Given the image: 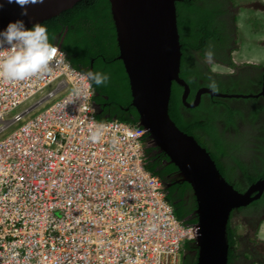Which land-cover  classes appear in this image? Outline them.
<instances>
[{"label":"built area","instance_id":"1","mask_svg":"<svg viewBox=\"0 0 264 264\" xmlns=\"http://www.w3.org/2000/svg\"><path fill=\"white\" fill-rule=\"evenodd\" d=\"M68 66L28 81L0 79V264H105L88 238L94 232L104 235L115 264H125L127 253L133 264H181L166 235L173 234L174 224L182 227L181 250L193 228L174 218L163 183L145 169L141 140L120 124L93 122L90 84L74 78L81 72ZM49 88L57 103L35 117L17 114V128L6 135L11 110L38 94L45 96ZM118 125L135 140L134 147L125 148L126 137L119 132L113 143L100 139L103 127ZM119 143L123 151H132L142 174L125 169L127 157L119 154ZM128 173L135 175L128 177L130 183ZM116 183L119 199L106 191ZM87 204L90 211H84ZM128 225L134 230L132 242L122 243L119 255L109 244L122 238Z\"/></svg>","mask_w":264,"mask_h":264},{"label":"water","instance_id":"2","mask_svg":"<svg viewBox=\"0 0 264 264\" xmlns=\"http://www.w3.org/2000/svg\"><path fill=\"white\" fill-rule=\"evenodd\" d=\"M81 0H45L29 5L28 15L20 17V8L5 5L0 11V27L9 20L22 18L26 27L49 20L73 8ZM117 32L119 59L130 81L132 105L140 124L149 132V144L165 153L174 163L181 179L191 185L197 197L198 218L195 240L198 257L195 264H229L230 244L227 227L233 210L248 206L264 193V179L242 193L220 173L215 161L197 140L178 128L169 114L173 83L189 85L180 77L181 43L177 23L178 0H109ZM222 98H249L259 95L225 94L204 88L201 93ZM264 94V92H263ZM200 95L197 97L199 100ZM195 106V105H194ZM168 188V186L166 185Z\"/></svg>","mask_w":264,"mask_h":264},{"label":"trees","instance_id":"3","mask_svg":"<svg viewBox=\"0 0 264 264\" xmlns=\"http://www.w3.org/2000/svg\"><path fill=\"white\" fill-rule=\"evenodd\" d=\"M218 2L222 9L217 11L215 17L209 15V4L203 5V3H200L198 5L197 0H178L177 2L178 27L183 53L181 74L192 91H195L199 79H202L206 86L211 83L208 81L210 80V74L202 69L197 60V54H204L209 46H211L214 53L213 59L216 62L228 66L232 65L230 53L234 48L236 34L234 4L232 0H218ZM218 15H221L222 19H219ZM214 24H222L224 29ZM41 25L47 30L49 42L51 44L56 43L64 50L72 65L78 69L87 70L90 68L92 59H94V71L107 73L111 63L119 61L117 59L119 55L117 35L109 0H82L73 8L42 22ZM57 39H59L58 42ZM120 72H122L126 81V85L121 87V90H124L130 99L125 107L131 108L133 117L127 116L124 113L125 110L121 109L122 107L115 106L112 102L118 113L110 118L136 123L137 114L130 105L132 94L122 62ZM213 84L216 90L229 93H233L232 89L237 87L231 85L226 88L222 86L229 85ZM107 85L108 83L106 85L94 84L95 90L106 96L108 95L107 88H109ZM181 90L180 85L174 84L169 106L170 114L179 127L196 136H198V132L204 131L205 135L214 142V146L220 150L229 146L230 144L220 141L219 129L216 126L217 121H222L226 127H230L234 125L236 117L234 114L236 112L241 114V112L238 110H224L211 103H205L199 109L192 111L190 117L185 118L179 114V107L183 106L180 96ZM108 101L110 102V99ZM146 154L147 169L159 176L164 183H173L170 192L168 190V200L173 205L177 218L187 224H195L197 218H189L197 207L194 193L191 192L190 197H188L190 185L188 183H177V180L171 178L172 173L176 172L177 168L173 164H168L169 159L164 154L156 153L151 148L146 149ZM211 156L223 176L228 173L237 185L242 184V178L236 179V173L234 172L237 166L222 159L225 157L224 155L214 153ZM233 162L238 163V160L233 158ZM248 180L249 182L254 181L249 176ZM259 205H262L260 201L253 203L251 207H258ZM228 240L230 244L229 263L231 264L236 257V246L239 241V236L231 223L228 226Z\"/></svg>","mask_w":264,"mask_h":264},{"label":"clouds","instance_id":"4","mask_svg":"<svg viewBox=\"0 0 264 264\" xmlns=\"http://www.w3.org/2000/svg\"><path fill=\"white\" fill-rule=\"evenodd\" d=\"M232 1L234 4V8H233L234 26L236 29L234 48L230 53L232 65L228 66V65H223V64L216 62V60L213 59L214 53L211 49V46H209V48L205 50L204 54H202V53L197 54V59L201 60L204 64H206L207 62L210 64L217 63L218 65L213 66V69L215 71L226 70V71H224L225 73L234 74L235 73L234 70L239 67V66L238 67L235 66V64L237 62H239L236 60V55L241 56L240 58L245 57V58H248L249 60H252L251 63H250V61H248L246 63V65H256V66L264 65V59L259 55V53L256 52L255 45H253L252 43H248L246 49L243 48L244 43H246L247 39H250V36L247 39L242 37L241 31L246 29L247 27L250 28L249 30H259V29H255L254 25H253L254 18L256 17V15H253L247 9H245V11L243 10V8H242L243 6L241 3L244 1H247V0H232ZM44 3H45V0H0V11H2L4 9L5 5L15 4L20 8L19 16L20 17H26L28 15V7L27 6H29V5H42ZM203 5H204V3H203ZM176 6H177V3H176ZM110 7H111V4H110ZM238 16L241 17V19H237ZM262 17L264 18V16H262ZM177 23H178V12H177ZM178 29H179V27H178ZM262 30H264V28ZM116 35H117V32H116ZM260 37H261V34H260ZM56 41L58 42L59 39H57ZM180 43H181V41H180ZM117 44H118V42H117ZM261 45H264V41H261ZM118 49H119V47H118ZM181 51H182V45H181ZM262 54H264V53H262ZM119 55H120V50H119ZM119 55L117 56V59L119 61H121L123 66H124L123 61L121 59H119ZM182 57H183V53H182ZM258 63H261V64H258ZM68 64L74 70L81 72L79 74V77L81 80L87 81L90 84V89H91L90 107L92 110L90 113V117L92 118V120L95 124H97V125L120 124L125 129H127L129 132H132L138 138L139 142L141 140V143L144 146L145 167L146 168H147V165H146V160H147L146 149L147 148L153 149V151L156 153L164 154L169 159L168 164L175 165L174 163H171L170 158L165 153L159 152V149H156L149 144V132H148L146 127H144L142 124H140L139 115L137 113L136 108L132 105V100L130 102V105L136 111V114H137L136 123H129V122L120 121L117 118H110V117L109 118H101V117L97 116L96 108L93 104V99L95 96L94 84L95 85H102V84L106 85L109 81V75L106 72L102 73L100 71H94V59H92L90 68H88L87 70H82V69H78V68L74 67L72 65V63L70 62V60L68 59L67 53L64 50H62L56 43L51 44L49 42V37H48V33H47L46 28L39 23L32 24L30 27H26L25 20L22 18H17L14 20H9L7 23H5L3 25V27H0V79L7 80L10 82L28 81V80L35 79V78L50 76L52 74V72L54 70H56L58 65L62 66L63 68H68L69 67ZM181 65H182V59H181ZM242 66H244V65H240V67H242ZM124 68H125V66H124ZM202 69L208 73H213V71L210 68H209V71H208V69H205L203 67H202ZM125 72H126V69H125ZM126 74H127V72H126ZM127 76H128V74H127ZM180 77L182 78L181 72H180ZM128 80H129V77H128ZM184 81L188 84V82L186 80H184ZM174 84L180 85L177 82H174L173 86H174ZM129 85H130V81H129ZM180 87L182 89L181 94H180V96H181L182 92L184 90V87L182 85H180ZM209 87H214V84L210 83ZM189 88H190V85H189ZM52 89L53 88H49L46 91L45 96L38 94V95L34 96L32 99H28L25 102H23L24 104L20 105V107H19V108H23V110L15 113L12 116H11V114L14 113L15 111H17L19 108H17L16 110H11V114H10V117H11L10 121L11 122L8 124V129L11 127H15V129L17 128V124L15 123L16 118H17V116H16L17 114L22 113V115H25L26 118L27 117H35L39 114L46 113L49 108H51L54 104H56L57 103V97H55L54 94L50 92ZM130 90H131V88H130ZM172 90H173V87H172ZM190 90H191V88H190ZM78 91H79L78 89H74L73 95H77ZM236 92L237 91H233V93H229V92H221V93L245 94L243 92H237V93ZM171 95H172V93H171ZM245 95H253V93H248ZM183 96H184V93H183ZM37 97H40V98L35 101V99ZM107 98L109 99L108 96H107ZM218 98H222V97H218ZM252 98H255V97H249V98H244V99H252ZM170 100H171V98H170ZM181 102L184 106H187V107H194V105H195V104H191V106H188L184 103V101L182 99H181ZM186 102H187V98H186ZM187 104H189V103L187 102ZM110 106H112L116 110V108L112 105V103H110ZM169 106H170V103H169ZM129 108L130 107H125V108H121V109L126 110ZM169 114H170V110H169ZM112 116H114V115H112ZM170 117L172 118L171 114H170ZM26 118H25V120L27 121ZM172 120L175 122V120L173 118H172ZM218 123H219V126L217 124H216V126L218 129H220V124L222 123V121H218ZM176 125L178 126V128L180 130H182L183 132H185L186 134H188L190 136H193L197 140V138L193 134H189L188 132L181 129L177 123H176ZM141 132H143L142 137H140ZM90 138L94 139L95 134L93 133L92 136H90ZM197 142L203 148L206 149V151L210 154V156L212 155V153L206 147H204L198 140H197ZM211 158H212V156H211ZM233 158H236L238 160L237 157H230L229 159H227V162L237 166V168L240 167L241 171L243 172V176L241 177L242 183L244 184L246 182L248 184L247 187L243 191L238 190L239 192H242V193L246 192L252 184L256 183L257 181H259L261 179L262 180L264 179V174H263V176L258 178V172L261 170H264V167H262V168L257 167L255 169V171L253 169V170L245 173L244 167L240 165L239 160H238V163H234ZM175 167L177 168L176 165H175ZM147 171L151 175H153L154 177L158 178L160 180V182L163 183L164 190L162 192L164 194V199L171 206L174 218L177 221L182 222V224L184 226L193 228L192 235H190V237L188 239H186L182 244L181 250H182L183 258H184V255L187 252V248H185L186 243L189 242L190 243L189 245H193L195 248H197L196 244H195V240H196L197 233H198L197 228H196V225L198 223V218H197V215L195 214L197 207H196V209H194V212H192V214L189 217V218L193 219L194 218L193 213L195 214V217L197 218V222L195 224H187L184 221L178 219L176 214H175V209H174L173 205L168 200V190L170 192V188L172 187L173 183H167L166 184V183H164V181L159 176L151 173L149 170H147ZM248 176L251 177L254 181L249 182ZM169 178H170V176H169ZM171 178H174L175 180H177L176 181L177 183H182V184L188 183V182L183 181L181 179L180 172H179L178 168H177L176 172L172 173ZM166 185L168 186V188L166 187ZM190 187H191V185H190ZM191 192H193L192 188H190V191L188 193V197H190ZM259 201L262 203V205H259L258 207H251L250 208L251 211H249L247 214H245L246 216L244 214H240V211H238L240 209L247 208V207L251 206L253 203L259 202ZM262 207H264V193L260 199L252 202L248 206L240 207L238 209H235L236 211L235 210L232 211V213L230 215L228 226L230 223L232 226V219L239 217L238 218V220L240 222L239 224L241 227L245 228V233H243V234L239 233L238 229L232 226L236 230V232L239 236V241H238V244L236 246V252H235L236 257H235V259H233L231 264L248 263L247 258H250V254H251L249 251L250 248L253 249L255 257L257 258L251 264H255L257 262V260H258V264H262V261H264V252H262V250H264V245L261 244L263 242H261L260 238L258 237L259 228L264 223V218H261V220H260L261 223L258 226L255 235L249 230L248 227H246V224H245L247 217L255 214ZM244 210H246V209H244ZM233 212L235 214L232 216ZM227 233H228V227H227ZM262 240H264V239H262ZM240 246H243L244 249H243V251H239L237 253L238 247H240ZM197 251H198V249H197ZM197 257H198V253H197ZM196 261H197V258H196ZM181 264H183V263H181Z\"/></svg>","mask_w":264,"mask_h":264},{"label":"flooded vegetation","instance_id":"5","mask_svg":"<svg viewBox=\"0 0 264 264\" xmlns=\"http://www.w3.org/2000/svg\"><path fill=\"white\" fill-rule=\"evenodd\" d=\"M217 1L218 0H197L198 5L200 3H208L214 5ZM241 4L243 6L242 8L244 11L245 9H247L253 15L257 16L259 14L260 17L264 16V3L262 0H247L242 2ZM218 18L222 19V16L218 15ZM214 25L218 26L221 29H224L221 24ZM255 28L259 27L255 25ZM198 62L201 67L205 69L210 68L213 71V73H209V82L216 83L220 86H222V84L229 85L222 86L226 88L230 87L231 85H236L237 87L233 88L232 91H236L238 88H241V92L245 94L253 93V95L259 96L252 99H247V101L249 102L239 104L235 102V98H218L206 92L199 94L200 90L204 88L213 89L217 92H224L218 91V89L216 90V88L214 87L204 85L202 79H199L200 81L197 82L195 91L190 90V93L187 97V102L189 104H195L196 106H180L179 114L185 118H188L190 117L192 111L199 109L205 103H211L224 110L227 109L230 111H240L241 114H238V112L234 114V116H236L234 125L226 127V125L222 122L218 131V134L220 135V141L222 143H234L238 145L236 149L232 150L231 155L229 154L227 156L225 154L224 149L220 150L216 148L214 146V142L205 135L204 131H200L197 133L198 136H194L200 143L201 141L206 142L208 145L206 146V148L209 151L210 148H213L217 155H224L225 157H223L222 159L226 161L230 157H237L240 162V165L244 167L245 172H249L255 167H264V163L261 164V161L256 162V157L258 156L259 148L264 147V65H244L242 67L236 68L234 70L235 73L231 74L221 71H215L213 69V66L218 65L217 63L210 64L207 62L206 64H204L201 60H198ZM183 93L184 90L181 95L182 100ZM198 95H200V98L197 102ZM93 104L96 108L97 116L101 118H109L112 115L118 113L112 106H110V102L108 101L107 96L105 94H99L96 90L93 99ZM222 104H224L225 106ZM124 113L129 117H133V111L131 110V108L126 109ZM217 125L219 126L218 121ZM234 172L236 173V179H239L243 176V172L241 171L240 167L234 170ZM263 174L264 170L259 171L258 178L263 176ZM193 215V217H195L194 213ZM261 218H264V207H262L255 214L247 217V220L245 222L246 227H248L254 235L257 231L258 226L261 223ZM261 244L264 245L263 243ZM193 247V245H189L188 243L185 244L187 252L184 255V264H194L196 262L198 251L197 248ZM249 251L251 253L250 258H247L248 263L245 264H251L254 260L257 259L255 257L253 249L250 248ZM255 264H258V260ZM262 264H264V261H262Z\"/></svg>","mask_w":264,"mask_h":264},{"label":"rangeland","instance_id":"6","mask_svg":"<svg viewBox=\"0 0 264 264\" xmlns=\"http://www.w3.org/2000/svg\"><path fill=\"white\" fill-rule=\"evenodd\" d=\"M262 1L264 3V0H262ZM204 4L208 5V3H204ZM209 5H210L209 15L211 17H215L217 11L222 9V8H220L218 1L214 5L213 4H209ZM237 19H241V17L238 16ZM253 25H254V28H255V25H257L259 28H255V29H259V30H249L250 28L247 27L246 29L241 31L242 37L247 39L250 36V39H247L246 43H244L243 48L246 49L247 44L252 43L253 45H255L256 52L259 53V55L264 59V54H262V53H264V45H261V41H264V30H262L264 28V18L257 15L254 18ZM260 34H261V37H260ZM240 57L241 56L236 55V60L239 61L235 64L236 67H238V66L240 67V65H246V63L248 61H250V63L252 62V60H249L248 58H245V57L240 58ZM258 64H261V63H258ZM120 68H121V61H116L114 63H111V65L107 69V74L109 75V81H108V85H107V86H109V88H107V91H108L107 96L109 97L110 102L111 103L113 102L115 106L125 108V106L129 103L130 99H129V96L126 94V92H124V90H121V87L126 85V81L124 79L122 72H120ZM224 71H226V70H222L221 72H224ZM236 91L241 92L242 89L238 88ZM39 98L40 97H37L35 99V101L38 100ZM234 100L236 103H239V104L249 102V101H247V99H244V98H235ZM113 103H112V105H113ZM22 110H23V108H19L17 111L12 113L11 116L17 112L22 111ZM14 130H15V127L9 128L6 132V135H9ZM201 143L205 147L208 146L207 143L204 141H201ZM237 147H238L237 144L231 143L229 146L224 148L225 154L227 155L229 153L231 155L232 150L236 149ZM210 151H211L212 155L215 153L213 148H210ZM263 151H264V147L259 148L258 156L256 157V162L261 161V164L264 163ZM256 168L257 167L254 168V171ZM225 178L231 184H233L234 187L239 191H243L248 185L246 182L244 184L242 183L241 185H237L236 182L230 178L228 173L225 175ZM250 208H251V206L244 208L246 210L240 209L238 211H240V214L245 215L249 211H251ZM234 212H233L232 216L235 214ZM238 218L239 217L232 219V226L237 228L239 233L243 234V233H245V228L240 226V224H239L240 222H239ZM258 237L260 238L261 242L264 243V240H262V239H264V223L259 228ZM188 244H190V243L188 242ZM243 249H244L243 246L238 247L237 253L239 251H243ZM262 252H264V250H262Z\"/></svg>","mask_w":264,"mask_h":264},{"label":"bare ground","instance_id":"7","mask_svg":"<svg viewBox=\"0 0 264 264\" xmlns=\"http://www.w3.org/2000/svg\"><path fill=\"white\" fill-rule=\"evenodd\" d=\"M58 16V15H56ZM56 16H53V17H56ZM53 17H51L50 19H52ZM74 78H79V76H76L74 75ZM132 94V93H131ZM118 132L126 137L125 138V141H124V146L125 148L126 147H134L135 146V140L133 138H129L127 137L129 135V132L124 130L121 126L118 125V127L116 126H105L101 129L100 131V139L104 140L105 143H113L115 142L116 140H118ZM122 145L121 143H119V146H118V152L119 154H122V155H125L127 158L123 160V162L125 163L126 165V168L125 169H130L132 171H138L140 172L141 174L144 172L141 165H138L135 160L133 159V157L131 156V153L132 151L129 150V151H123L121 149ZM146 170H148L146 167H145ZM124 176L126 177L127 179V182H129V179L128 177L130 178V180H133L135 175L134 173L133 174H130L128 173V175L124 174ZM224 177V176H223ZM225 178V177H224ZM226 179V178H225ZM227 180V179H226ZM112 181V180H111ZM118 185V183L114 184V185H109L107 190L108 192L112 193L114 195V197H116L117 199L120 198L121 196V189L117 188L116 186ZM132 188L135 187V182L133 181V184L131 186ZM139 195H143L141 192L139 193ZM195 195V194H194ZM99 195H94L93 198L94 199H97ZM196 197V196H195ZM111 202H113V199L110 198ZM165 200V199H164ZM91 202H95L97 203L95 200H91ZM196 202H197V197H196ZM160 204L161 206H163L165 209H167L165 207V205L163 204V198L160 199ZM91 210V207L90 205H85L84 206V211H90ZM153 225L152 223H150V228L148 230V233H149V236H152L153 234ZM182 230V227H176V225L174 224L172 226V231H173V234H171L170 232L166 235L167 237V244H168V247H173L174 251H175V254L177 253L178 256H179V261L180 263H183L184 262V258H183V253H182V250H178V247H179V242L183 239L181 237L182 233L180 232ZM134 233V230L131 228V226H126V229L124 230V236L118 240H115L113 241L112 244H109V246L111 248H113V250L115 249L116 250V253H118L119 255H122L120 252H119V248H120V245L124 242H126L127 244H131L132 242V238H131V235H133ZM88 238L92 239L93 241H95L96 243V253L98 254V256L100 257V259L105 263V264H115L114 263V260L112 258V255L110 253V249L107 247L108 246V243L104 241V235L100 234L99 232H94L92 235H90ZM173 239V243H172V240ZM178 251V252H177ZM124 257H125V264H133V257L131 256V254H124ZM44 260L47 261V259L45 258L44 256ZM53 264H55V262H53ZM57 264V263H56Z\"/></svg>","mask_w":264,"mask_h":264}]
</instances>
